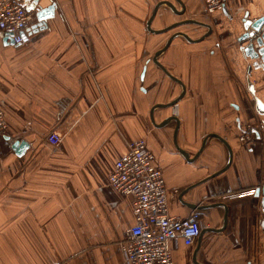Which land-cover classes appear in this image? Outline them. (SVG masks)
I'll use <instances>...</instances> for the list:
<instances>
[{
    "label": "crops",
    "instance_id": "0c3cea01",
    "mask_svg": "<svg viewBox=\"0 0 264 264\" xmlns=\"http://www.w3.org/2000/svg\"><path fill=\"white\" fill-rule=\"evenodd\" d=\"M17 1L35 17L22 45L0 32L8 125L0 133V264H127L122 242L137 224L135 198L109 176L140 140L163 174L172 217L196 210L207 231L199 246L172 241L174 264H264L261 198L232 197L264 186V144L240 141L264 122L255 105V97L264 103V68L237 41L244 19L264 17V0H226L207 22L203 0H181L183 17L159 9L154 30L192 19L213 33L201 43L178 37L159 57L185 95L156 108L154 123L153 107L183 93L152 61L179 30L147 29L156 5L174 0ZM52 5L54 17L38 26L37 11ZM206 30L190 34L197 40ZM171 117L178 121L160 127ZM53 133L63 138L57 146L47 139ZM21 142L28 148L17 154Z\"/></svg>",
    "mask_w": 264,
    "mask_h": 264
},
{
    "label": "built area",
    "instance_id": "2783aa9c",
    "mask_svg": "<svg viewBox=\"0 0 264 264\" xmlns=\"http://www.w3.org/2000/svg\"><path fill=\"white\" fill-rule=\"evenodd\" d=\"M203 3L205 13L212 16L223 9L225 0H203ZM34 13L17 0H0V32L12 36L15 45H22L32 27ZM7 128L0 103V133H5ZM47 139L57 146L63 138L53 133ZM251 139L264 144V122L249 126L240 137L242 143ZM109 185L119 193L135 198L137 224L126 233L122 242L127 264H174L172 241L180 239L188 247L197 242L201 235L199 213L194 210L184 220L172 217L168 203L170 192L145 141L129 144L128 152L116 162L109 176ZM255 192L256 189L240 191L232 197L254 196Z\"/></svg>",
    "mask_w": 264,
    "mask_h": 264
},
{
    "label": "water",
    "instance_id": "95a60500",
    "mask_svg": "<svg viewBox=\"0 0 264 264\" xmlns=\"http://www.w3.org/2000/svg\"><path fill=\"white\" fill-rule=\"evenodd\" d=\"M225 2H226V0H225ZM175 4H178L179 6H181L182 10L179 11ZM165 5L170 7L172 9V11L179 17H183L186 14V6L181 0H174V3L171 1H162L156 5L150 19L147 22V29L149 32L156 34V35H162V34L169 33L171 31L176 30V29L183 27V26L195 25V26L207 29V33H205V35H203L200 39L196 40L184 32H177L170 37V39L168 40L165 47L162 48L160 51H158L155 54V56L153 57V60H152L153 63L156 66H158L170 79L179 83L183 88L182 95L179 98H177L176 100H174L173 102H171L167 105H157V106L153 107L152 112H151V119H152L153 123H154L153 114H154V111L156 108H165L166 109V108L175 107L183 99V97L185 95L184 85L181 83V81L176 79L174 76H172L167 71V69L159 62V57L168 50V48L171 46L172 42L178 37L184 38L191 43H201V42L205 41L206 38L211 36L213 33V28L209 24L204 23V22H200L197 20H192V19L175 23V24H173V25H171L165 29H162V30H154L152 28V23H153L155 17L157 16V14L159 12V9ZM28 9L32 10L31 8H28ZM225 10H226V7L224 4L222 11L224 12ZM54 12H55V6H53V5L47 9L38 10L36 13L37 19L39 21L38 26H40V27L45 26L46 22L54 17ZM243 27H244V33L238 38V40H237L238 43L242 46L246 57L250 58L252 61L257 62L256 63L257 65H260L261 67L264 68V17L261 19H258V20H254V21L244 19L243 20ZM9 39L13 43L12 36H8L7 40H9ZM26 39H27V37L25 36V41H26ZM144 74H145V71H144L142 77H144ZM250 92L252 93L253 96H255V90H254V87L252 85H250ZM255 105H256L257 112L261 115H264V103L257 97H255ZM171 120L178 121L175 117H171L170 119L165 121L162 125H160V127L165 126ZM212 136L215 138H218L222 143H224L227 146L229 153H230V157H231L232 154H231V149H230L229 145L220 137H218L216 135H212ZM16 146L19 147V150H17V154L23 153L28 148V144L25 142H21V143L17 144ZM180 152L186 158H188V155L186 153H184L181 150H180ZM225 170L226 169H223L222 171H220L219 173H217L213 177L219 176ZM253 197H255L256 199L261 198L262 210L264 212V186L258 187L256 189V192H255ZM191 208L199 209V210L207 209V207H201V206L199 207L197 205H194ZM226 220H227V216H225V224H226ZM206 232H207L206 230H203L201 232V235L198 238V246H199V243L201 241V236Z\"/></svg>",
    "mask_w": 264,
    "mask_h": 264
},
{
    "label": "rangeland",
    "instance_id": "374dc122",
    "mask_svg": "<svg viewBox=\"0 0 264 264\" xmlns=\"http://www.w3.org/2000/svg\"><path fill=\"white\" fill-rule=\"evenodd\" d=\"M213 16V15H212ZM211 16H209V15H207L206 13H204V18H203V20H205L206 22L209 20V18H210ZM185 20H189V19H185ZM185 20H183V21H185ZM198 21V20H197ZM181 22V21H180ZM200 22H202V21H200ZM196 27H198V26H195V25H188L187 27L186 26H183V27H180V28H178V29H176V30H179V32H184V33H186V34H188L190 37H192L191 36V34H190V29H196ZM202 28V27H201ZM175 31V30H174ZM186 31H188V33L186 32ZM172 32V31H171ZM177 33V32H176ZM193 38V37H192Z\"/></svg>",
    "mask_w": 264,
    "mask_h": 264
},
{
    "label": "flooded vegetation",
    "instance_id": "af4514ba",
    "mask_svg": "<svg viewBox=\"0 0 264 264\" xmlns=\"http://www.w3.org/2000/svg\"><path fill=\"white\" fill-rule=\"evenodd\" d=\"M206 31H207V30H206ZM206 33H207V32H206ZM204 35H205V34H204ZM209 37H210V36H209ZM209 37H208V38H209ZM206 39H207V38H206Z\"/></svg>",
    "mask_w": 264,
    "mask_h": 264
}]
</instances>
